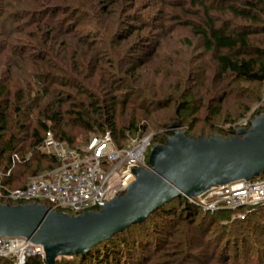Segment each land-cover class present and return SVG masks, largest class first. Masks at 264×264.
Wrapping results in <instances>:
<instances>
[{
	"label": "rangeland",
	"instance_id": "1",
	"mask_svg": "<svg viewBox=\"0 0 264 264\" xmlns=\"http://www.w3.org/2000/svg\"><path fill=\"white\" fill-rule=\"evenodd\" d=\"M22 1H36V4L24 5ZM43 1L11 0L13 8H9L10 12H19L16 9L21 8L24 16L21 18V14H18L12 20L16 29L21 31L11 36L17 53L13 59L10 51L0 49V55L11 58L7 59V66L3 65L1 69L6 73L11 64L15 63L17 68H21L26 62L34 75L55 77L56 83L35 84L33 97H40V106L44 108L54 111L60 107V129L76 136V144L84 145L93 134L74 124L73 112H90L92 102L109 105L112 100L117 101L116 124L119 127L128 126L132 121L142 125L147 120L158 118L163 112L174 113L177 115L174 121L176 126L170 130L179 129L186 136L195 138L211 135L229 138L242 129H252L255 119L264 115V82L239 81L232 84V79H229V85L238 94V99L225 97L221 102L215 101L213 94L216 95L228 82L217 74L215 55L205 49L202 37L193 30L199 21L200 6L194 5L191 0H121L122 7L111 0H95L101 2V19L89 16L91 12L86 8L79 9L71 4L57 6L62 10L55 14L50 10L46 20L49 24L62 22L66 26L64 30H71L70 34H64L70 38L60 40L54 47L55 52L46 56V67L38 69L34 65L39 64L35 58L49 53L43 46L46 45L43 43L47 38V26L39 29L34 23L37 10L46 6ZM201 1L207 5L216 2ZM56 2L52 0L51 3ZM51 5V8L56 6ZM78 23L81 24L76 27ZM60 28L63 30V26ZM254 38L257 45H263L264 34H256ZM9 84L14 90L12 82ZM3 85L6 86L5 83ZM45 88L50 89L52 98L44 96ZM254 92L259 93L257 98H254ZM259 96L261 99H258ZM189 101V108L178 112L179 105ZM216 107H220L221 111L212 115ZM152 109L157 110L150 114ZM37 111V108L34 109L29 120L22 119L21 122L31 124V128L36 126L34 119ZM193 119L196 120L192 122ZM42 120L46 119L43 117ZM52 124L54 127L57 125L56 122ZM148 132L145 135L149 136L147 151L153 146H161L158 139L163 130L148 128ZM15 173L20 177V182H27L36 176L21 167L16 168ZM260 176L264 177V174ZM181 196L190 203L201 204L197 195ZM182 206L178 204L179 209ZM204 210V217H215L217 222L200 225L199 222L191 223L186 216H174L173 220L165 222L156 216L150 218L147 224L151 227L142 230L143 238L151 241L144 256H140L144 258L142 264H243L247 259L240 254L235 256L239 260L234 258L223 262L218 258L222 252H226L224 246H227L229 235L225 226L228 223H234L240 233L247 234L248 230H253L254 234H247L249 242H240L241 248L245 255L251 256L250 264H264V201L256 207L237 206L232 208L234 212L230 214L219 213L217 208L205 207ZM251 221L256 222L254 227L240 229L241 225ZM161 222L162 226L157 230L154 226ZM220 236L223 240L221 243L219 241L221 246L216 250ZM230 243V254L227 253L226 257L234 256L231 250L233 242ZM71 256L60 255L55 261H66ZM0 258L4 259L0 260V264H13L10 258ZM133 259V264L141 262H137L138 258Z\"/></svg>",
	"mask_w": 264,
	"mask_h": 264
},
{
	"label": "trees",
	"instance_id": "2",
	"mask_svg": "<svg viewBox=\"0 0 264 264\" xmlns=\"http://www.w3.org/2000/svg\"><path fill=\"white\" fill-rule=\"evenodd\" d=\"M42 1L43 0H39V3ZM55 1L57 2L51 3L52 0H44L43 3H45L46 6H44L45 8L42 10H37L38 15L34 21L37 28L44 29L45 26L48 28L46 32L47 38L44 39L46 42L43 43L46 45L43 46L47 48L49 53L45 54L43 57L42 53L40 57L35 58V61L39 62V64H34L38 69L43 66L46 67V56H50L55 52L54 47L60 40L63 41L65 38H70L65 37L64 34H70L71 30H64L66 26L63 25L62 22L53 21L52 24L47 22L46 17L50 14V10H53V14H55V12L62 10L58 9L57 6L71 4L79 9L86 8L91 12L88 13V15L97 19H101L103 13L101 11L100 1ZM111 2L122 7L121 0H111ZM191 2L194 5L200 6L198 10L199 21L193 27V30L202 37L205 49L207 51H212L215 55L217 74L220 75L221 79H226V82H228L224 84L223 89L218 91L216 95L212 92L215 101L221 102L225 97L238 99V94L229 85V79H232V84H237L239 81L264 82V43L263 45H257L256 39L254 38L256 34H264V0H216L212 5H207L201 0H191ZM18 3L21 5L20 2ZM22 4H36V1H22ZM51 4H56V6L51 8ZM9 8L10 10L13 8L11 0H0V49L7 52L10 51L14 59V55L17 53L14 51V48L17 47L15 44L13 45L14 42H12L13 38L11 36H13L15 32L19 33L21 31L16 29L17 27L13 25L12 20L18 17V14H21V18L24 15L21 8L16 9L19 10L20 13L14 11L10 12ZM30 14L32 15L33 12ZM66 23L67 22L64 24ZM80 24L81 23H78L76 27ZM61 26H63L64 31L61 30ZM49 28H51L50 32ZM56 30L58 31L57 33L55 32ZM9 58L10 57L7 55H0V170L4 173L9 172V176L6 177L4 181L5 185L9 188L22 187L28 182L19 181L20 177L15 173V169L18 167L24 168V170L26 169L31 172L32 175L37 176L59 164L55 156L47 154L39 148V145L44 141L48 132H51L55 139L66 142L71 147L79 149L88 144L93 137L102 136L107 131H110L115 146L122 148L128 146L132 139L144 137L149 133L148 128L163 130V134L158 139V143L165 145L167 137L172 135V131L170 130L171 127L176 126L174 121L177 115L170 112H163L157 116L158 118L147 120L145 124L136 125L135 121H132L128 126L119 127L116 124L118 111L117 101L112 100L109 105H103V102H97L98 104L92 102L90 112H73L75 116L74 124L93 134L84 145H78L76 144V136H72L68 131L60 129L62 122L60 107L54 111L44 108V106H40L42 99L40 97H33L34 91L32 88L35 84L48 85L49 82L56 83L57 80L55 77L51 75H34V73L30 71L29 66H26V62L21 68H17L15 63L11 64L8 66L7 72L5 73V70L1 68L3 65H6V61H8L7 59ZM32 65L33 64H31L30 67ZM32 80L35 82L33 83ZM10 82H12V86L15 87L14 90H12L9 84ZM4 83L6 86L3 85ZM29 90H31V92ZM49 90V88H45L44 96H50L52 98V93ZM254 93H256L254 98H257L258 92ZM187 96L190 97V95ZM258 99H261V97L259 96ZM104 102H107V100ZM189 104L190 101L182 102L179 105L178 112L187 110ZM36 108L38 111L36 119L34 120L37 121V125L31 128V124L23 123L21 120L24 119L28 121L32 111ZM156 110L157 109H152L149 112L151 114L156 112ZM220 111V107H216L212 111V115H217ZM195 112L192 114H195ZM43 117L46 120H42ZM195 120L196 119H193L192 122ZM52 122H56L57 125L54 127ZM153 149L154 146L146 153L145 161L147 163H149V157ZM124 194L125 193H122V195ZM179 203L184 207L182 206L179 209ZM0 204L22 205L31 203L17 201H9V203H6L5 200L0 198ZM256 205H253V207H256ZM204 208L202 204L197 202L190 203L181 195L175 196L157 207L145 220L133 223L123 230L114 233L111 237L91 245L85 253L75 252L72 254L73 256L67 258L66 261L59 262L57 260L54 264H133V258H138L137 262L141 260L139 264H142L144 258L142 259L140 256H144L151 242L149 239L146 240L143 238L142 230L148 229L149 225L147 221L150 218L154 219L156 216L160 221L165 222L166 220H173L174 216H186L190 218L191 223L199 222L200 225L217 222L215 217L209 219L204 217V213H206ZM55 211L63 212L70 216L79 215L61 210ZM218 211L224 214L226 212H229V214L234 212L232 209L225 207L218 208L217 212ZM162 222L155 224L154 227L160 230L159 228L162 226ZM248 223L249 224L241 225L240 227L242 228H238L246 229V227H254L256 224L255 221ZM135 227L140 228V230H136ZM225 229L228 230L227 234L229 235L226 239L227 246H224L226 252H222L221 256L219 255L218 258L223 262H228V260L234 258L239 260L240 258L235 256H239L240 254V256L247 259L243 264H250L251 260L249 258L251 256L243 253L244 249L241 248L242 244L240 242H249L250 239L247 237V234H254L253 230H248L247 234L243 232L240 233L238 229L235 228L234 223L226 224ZM139 231H141V234ZM222 238L223 237L217 240L218 245L216 250L220 248L221 244H219V241L221 243V240H223ZM231 241L233 242L231 250L234 252V256L226 257L230 249L228 243L230 245ZM0 260L4 259L0 258ZM25 264H47V262L39 255H31L26 259Z\"/></svg>",
	"mask_w": 264,
	"mask_h": 264
},
{
	"label": "water",
	"instance_id": "3",
	"mask_svg": "<svg viewBox=\"0 0 264 264\" xmlns=\"http://www.w3.org/2000/svg\"><path fill=\"white\" fill-rule=\"evenodd\" d=\"M236 134L195 138L173 129L166 144L151 152L152 169H136L137 179L125 194L99 211L70 216L35 203L0 204V236H24L42 244L48 264L60 255L85 253L91 245L145 220L175 196L199 195L218 184L264 174V115L255 119L252 129Z\"/></svg>",
	"mask_w": 264,
	"mask_h": 264
},
{
	"label": "built area",
	"instance_id": "4",
	"mask_svg": "<svg viewBox=\"0 0 264 264\" xmlns=\"http://www.w3.org/2000/svg\"><path fill=\"white\" fill-rule=\"evenodd\" d=\"M149 136L132 139L128 146H115L110 131L93 137L76 149L47 133L39 148L58 159L59 164L34 176L24 186L5 185L8 173H0V198L9 203H35L48 209L75 214L99 211L104 205L125 193L137 179L135 170H151L145 161ZM199 202L210 209L256 205L264 201V177L255 176L232 183L218 184L197 195ZM31 255L45 257L44 246L24 236H0V257L13 264H25Z\"/></svg>",
	"mask_w": 264,
	"mask_h": 264
}]
</instances>
